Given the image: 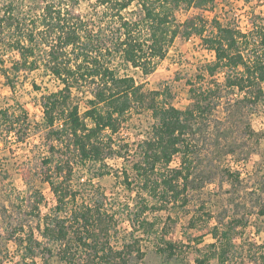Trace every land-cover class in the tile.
I'll return each instance as SVG.
<instances>
[{
  "label": "trees",
  "instance_id": "obj_1",
  "mask_svg": "<svg viewBox=\"0 0 264 264\" xmlns=\"http://www.w3.org/2000/svg\"><path fill=\"white\" fill-rule=\"evenodd\" d=\"M83 1L38 0L39 8H32L22 0H0V76L5 85L14 92L20 77L39 70L58 83L56 90L40 93V123L32 125L18 102L0 107V153L14 150L8 145L10 136L22 144L31 132L39 133L45 150L38 166L24 169L27 190L21 196L13 195L0 161V208L6 215L0 218V264H51L52 259L58 264H131L144 255L136 232L156 238V250L165 259L176 258L183 245L166 240L160 218L146 213L189 204V192L197 189L192 183L200 137L218 122L217 108L225 103L232 114L249 120L264 112V19L244 28L212 19L207 35L208 21L201 13L183 21L177 13L202 10L213 0H94L87 14L80 11ZM192 37L213 60L188 81L189 105L184 109L172 105L167 88L147 90L125 73L131 68L147 78L175 41ZM31 86L40 92L34 82ZM133 110L148 112L153 120L135 146L116 139ZM117 159L129 163V170L121 172L126 186L132 184L130 171L151 200L141 202L128 238L119 245L114 241L118 222L104 193L96 187L92 197L79 202L82 194L73 184L81 169L95 168L96 177L108 175V162ZM261 174L241 189L239 200L250 203L256 220L264 223ZM221 176L234 184L241 173L226 168ZM35 181L48 185L54 199L45 213L41 206L46 200ZM204 216V221L192 216L190 228L213 217L210 211ZM248 224L238 213L204 224L194 244L205 236L212 242L199 250L195 264L231 262L236 240ZM253 226L259 234L260 225ZM248 257L253 264H264V241L249 249Z\"/></svg>",
  "mask_w": 264,
  "mask_h": 264
},
{
  "label": "rangeland",
  "instance_id": "obj_2",
  "mask_svg": "<svg viewBox=\"0 0 264 264\" xmlns=\"http://www.w3.org/2000/svg\"><path fill=\"white\" fill-rule=\"evenodd\" d=\"M93 2L94 0H84L80 4V11L84 14L90 13V3ZM22 3L27 7L39 8L38 0H22ZM195 13H201L204 19H207L206 34L208 35L211 30L210 21L216 18L223 24L230 23L240 28L261 22L264 19V0H213V3H209L202 10L191 9L189 13L179 12L177 18L183 21L188 14ZM212 60L213 54L205 50L198 38L192 37L186 42L175 41L168 48L165 58L156 62L153 72L147 78H143L140 72L131 68L124 71L137 83H143L147 90L163 91L167 88L171 92L172 105L184 109L189 105L188 81H194L203 66ZM32 82L40 88V92L31 86ZM57 87L58 83L55 79L42 70L20 77L14 92L10 91L5 85V80L0 76V107L18 102L27 111L31 124L35 125L41 121V109L38 105L40 93L54 91ZM232 112L233 110L225 103L217 108L215 117L218 122L212 123L209 134L200 137L199 152L194 163V183H192V187L197 189L189 192V204L185 208H169L161 212L146 213L148 217L160 218L162 222L160 227L164 231L165 239L177 243L178 246L182 244L181 252L176 258L167 260L157 252L156 238L136 232V236L141 239L139 245L144 255L131 264H195V259L200 257L199 250L203 251L205 246L212 242L210 236H205L200 244H194L196 235L200 233L198 230L203 228L204 224L209 226L216 224L219 219L231 213L235 215L238 213L247 219L249 224L241 239L236 240L238 250L228 264H253L249 260L248 251L263 243L264 223L256 220L255 215L252 214L256 210L253 211L250 203L243 205L239 200L241 196L239 192L245 186L248 187V184L257 181L256 179L262 175L261 172L264 176V112L260 111L259 115L252 116L250 120L247 115L232 114ZM152 123L150 113L133 110L128 122L116 135V139L135 146L147 136ZM213 125L216 126L215 130ZM9 140L11 143L8 145L14 150L2 151L0 161H3L15 188L13 195L21 196L27 190L22 174L24 169L38 166L45 150L38 132H31L22 144L15 143L14 136H10ZM2 146L3 144H0V147ZM176 163L177 161H174L172 165ZM108 167L109 174L102 177L94 175L95 168L91 171L81 169L75 173L73 184L82 194L79 202L82 199L87 200L89 196L92 197L96 187L104 193L106 207L114 212L118 222V234L114 241L119 245L122 239L128 238L126 234L131 230V219L133 214L138 212L141 202L151 200L139 188L130 171H128V181L132 184L126 186L121 172L129 168V163L117 159L108 162ZM226 168L240 171V182L232 184L222 179L223 169ZM33 183L45 197L46 204L41 206V212L45 213L53 206V196L48 185L38 181ZM0 206H2L1 202ZM201 207L204 209L201 210ZM207 211L213 215L212 219L198 222L195 229L190 228L191 217H200L204 221V212ZM5 216L0 208V218L6 219ZM253 222L260 225L259 234H254ZM1 228L3 221L0 219ZM9 251L14 252L12 246L9 247ZM51 264L58 263L56 259H52ZM210 264L216 263L212 261Z\"/></svg>",
  "mask_w": 264,
  "mask_h": 264
}]
</instances>
